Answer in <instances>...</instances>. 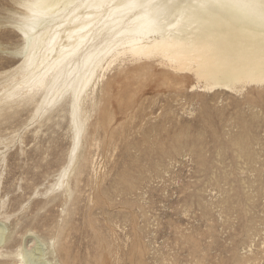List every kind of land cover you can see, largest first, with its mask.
Instances as JSON below:
<instances>
[{
    "label": "rangeland",
    "instance_id": "obj_1",
    "mask_svg": "<svg viewBox=\"0 0 264 264\" xmlns=\"http://www.w3.org/2000/svg\"><path fill=\"white\" fill-rule=\"evenodd\" d=\"M9 38L6 52L20 42ZM136 67H112L84 102L83 162L67 186L56 185L72 145L67 102L0 121L4 238H38V264H264V85L206 92ZM14 248L0 264H17Z\"/></svg>",
    "mask_w": 264,
    "mask_h": 264
},
{
    "label": "bare ground",
    "instance_id": "obj_2",
    "mask_svg": "<svg viewBox=\"0 0 264 264\" xmlns=\"http://www.w3.org/2000/svg\"><path fill=\"white\" fill-rule=\"evenodd\" d=\"M6 6L11 32L0 30V40L20 42L9 52L0 48L6 53L0 54V121L20 107L35 105L32 114L40 117L67 102L72 145L60 187L83 162L84 102L114 66L165 70L206 92L264 85V0H10ZM26 237L32 241L8 243L0 228V248L13 245L7 256L17 264H38L45 255L39 240ZM59 251L67 258L65 247Z\"/></svg>",
    "mask_w": 264,
    "mask_h": 264
}]
</instances>
